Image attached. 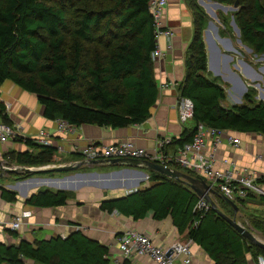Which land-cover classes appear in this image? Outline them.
Instances as JSON below:
<instances>
[{"label": "trees", "instance_id": "1", "mask_svg": "<svg viewBox=\"0 0 264 264\" xmlns=\"http://www.w3.org/2000/svg\"><path fill=\"white\" fill-rule=\"evenodd\" d=\"M222 5L238 2L232 13L239 39L257 55L264 54V0H211ZM149 0H0V96L10 82L35 97L46 120L62 119L69 125L123 128L143 123L151 115L158 95L151 52L156 48ZM193 13V35L184 56V78L178 84L180 97L193 103L190 126L163 146L175 153L192 139L196 125L264 136V102L255 100L249 88L243 103L225 106V89L207 72L202 30L208 17L197 0H188ZM220 21L226 28V15ZM228 29V28H226ZM0 119L11 123L3 114ZM22 149L3 154L26 167L44 166L53 147L31 138L14 139ZM172 168L198 175L169 164ZM1 171V170H0ZM49 172V171H48ZM17 179L30 173L23 172ZM145 187L124 197L103 200L100 209L142 219L170 217L179 234L195 242L214 264H246L245 255H264V250L245 239L218 211L196 209L199 196L184 182L149 171ZM219 193V192H218ZM1 199L15 202L16 193L0 186ZM63 190L39 189L28 195L32 207L66 204ZM217 209L229 218L236 214L220 194L213 195ZM240 207L243 199L237 200ZM253 229L264 235V218L248 215ZM17 237V232H11ZM109 248L80 230L30 242L6 243L0 237V264H109ZM123 264H129L124 260Z\"/></svg>", "mask_w": 264, "mask_h": 264}, {"label": "crops", "instance_id": "2", "mask_svg": "<svg viewBox=\"0 0 264 264\" xmlns=\"http://www.w3.org/2000/svg\"><path fill=\"white\" fill-rule=\"evenodd\" d=\"M197 3L208 17L206 26L202 30L207 72L211 79H216L217 83L225 89L224 105L243 103V96L249 88L255 90V100L264 102V63L256 64L264 60H257V54L238 41L237 33L232 34L223 26L218 18V10L226 15L228 8L226 5L217 4L211 0H198ZM164 22L173 33L172 48L166 49L167 40L164 36L157 38V47L164 52L157 61L153 62L158 95L151 108L150 117L141 124L115 129L81 125L74 126L70 131L59 133L55 130L53 120L49 121L42 117V108L33 95L21 91L10 82L3 83L1 97L12 102L10 118L22 126L24 135L30 137L39 129L46 130L52 135L55 149L53 156L59 161L55 165L68 163L77 165V169L65 171L63 174L51 171L53 175L33 176L25 181L14 178L3 184L0 182V186L16 193V201L12 203L2 200L0 196V221H6L13 214L21 211L31 212L17 232V237L7 233L1 237L3 242L16 243L18 239L33 242L55 236L63 238L73 231L80 230L86 236L109 248L107 255L109 264H123L124 260L129 261V264H155L145 255L135 256L131 260L124 259L117 248V236L131 228L149 236L155 244L165 247L177 240H187L185 234L177 232L170 217L154 220L151 213H147L144 218L134 220L116 211L108 213L100 209V203L103 200L121 198L126 196L127 191L147 186L149 184L148 170L142 166L84 164L78 153L82 146L90 142L108 144L125 139L133 140L136 145L151 153L157 149L159 141L170 140L171 137L178 136L185 126H190V122L188 124L179 122L177 111L180 97L178 84L183 80L185 73V50L194 29L193 13L188 0H169L165 9ZM25 103L26 106L23 105ZM223 134L215 155L217 168L228 169L232 162L239 168H247L258 173L264 171V161L257 157L264 146L263 135L239 134L231 130H224ZM228 136L238 138L239 145L235 147L228 144L226 140ZM9 148L20 150L22 145L13 140L0 144L1 159L5 150ZM224 160L227 162L225 163ZM95 165L110 168L99 171L82 170L83 167ZM31 180L43 182L32 184ZM16 182L24 184L21 193L16 187ZM43 188L67 192L66 204L44 208L25 204L24 200L28 195ZM243 201L244 204L239 209H247L253 215L264 218L263 195L249 194L243 198ZM239 212L234 211L236 215ZM190 249L192 257L189 264H214L209 255L195 242H190ZM245 258L246 264H257L256 258L249 252ZM175 264H180V261L176 260Z\"/></svg>", "mask_w": 264, "mask_h": 264}, {"label": "built area", "instance_id": "3", "mask_svg": "<svg viewBox=\"0 0 264 264\" xmlns=\"http://www.w3.org/2000/svg\"><path fill=\"white\" fill-rule=\"evenodd\" d=\"M169 0H149L148 9L153 19L156 48L151 52V60L157 61L164 52L157 47V38L164 36L167 40L166 49L172 48V30L165 24L164 15ZM0 102L4 105L3 114L10 118L12 102L0 96ZM178 120L180 123H188L193 117V103L187 97H179L177 104ZM11 119V118H10ZM55 130L59 133L70 131L74 126L69 125L62 119H54ZM223 131L208 127L202 123L196 125V131L192 139L183 143L173 154L164 153L163 146L168 140L159 141L157 149L148 152L145 148L136 145L131 139L112 142L108 144L90 142L82 146L78 153L81 159L87 163L94 160L112 158H135L145 159L162 165H178L202 178L220 195L234 201L243 199L249 194L264 196V171L255 172L247 168L236 167L230 163L228 169H219L215 166V155L222 141ZM27 137L24 135L22 126L11 120V123L0 119V144H6L14 139ZM35 143L54 148L52 135L44 129L37 130L30 137ZM227 143L231 146L239 145V139L228 136ZM60 149V147H57ZM6 152V150H5ZM4 152V153H5ZM257 157L264 161V146L260 149ZM226 163L227 161L224 160ZM52 166H56L53 164ZM42 167V166H40ZM171 167V166H169ZM21 166L9 164L0 158V170L17 169L22 171ZM35 168V167H34ZM148 178V176H147ZM212 197V195H211ZM210 204L203 198H199L195 208L207 210ZM31 215L30 211H21L13 214L8 220L0 221V237L7 233L17 232L21 229L25 220ZM190 240L174 241L167 247L155 244L152 239L135 229H126L117 236V248L124 259H133L138 255L148 256L155 264H189L192 257ZM257 264H264V257H256Z\"/></svg>", "mask_w": 264, "mask_h": 264}, {"label": "water", "instance_id": "4", "mask_svg": "<svg viewBox=\"0 0 264 264\" xmlns=\"http://www.w3.org/2000/svg\"><path fill=\"white\" fill-rule=\"evenodd\" d=\"M217 3V2H216ZM218 4V3H217ZM238 6V2L235 1L233 3L232 9H236ZM234 24V22H233ZM237 36H239V30L234 24ZM240 41V39L238 40ZM84 164L86 162L83 161ZM91 163L93 164H112V165H125V166H133V167H138L142 166L148 171H153L160 173L162 175H165L167 177L173 178L177 181H181L189 185V187L200 197L205 199L211 206L212 209L218 211L221 215H223L226 220L232 225L233 228H235L245 239H247L249 242L252 244L258 246L259 248L264 250V241L258 239L251 231H249L247 228H245L243 225L238 223L236 219L229 218L225 216L223 213H221L213 201L211 195H216L219 194L215 189H213L206 181L202 178L199 177H193L187 173H184L178 169L162 165L156 162H152L149 160L145 159H135V158H112V159H105V160H94ZM22 172H27V173H37L41 171H70V170H75L77 169V165L75 164H64V165H58V166H53V167H22ZM6 172H18L17 169H5ZM20 171V170H19ZM136 189L127 191L126 195L131 193ZM221 198L226 201L235 212L239 211V206L232 200L226 198L223 195H220ZM26 199V198H25ZM117 198H112L108 200H115Z\"/></svg>", "mask_w": 264, "mask_h": 264}, {"label": "rangeland", "instance_id": "5", "mask_svg": "<svg viewBox=\"0 0 264 264\" xmlns=\"http://www.w3.org/2000/svg\"><path fill=\"white\" fill-rule=\"evenodd\" d=\"M198 1V0H197ZM212 2H214V1H212ZM228 8H227V12H226V18H227V25H226V28H228L229 29V32L230 33H232V34H234L235 35V32H236V29H235V26H234V24H233V22H234V20H233V18H232V13L234 12V10L235 9H232V6H233V4H230V5H226ZM219 8H217V10H218ZM219 12V16H218V18H221L220 16L222 15V12L220 11V10H218ZM220 20V19H219ZM235 43V42H234ZM257 57V60H264V54H261V55H257L256 56ZM262 63H264V61H260V62H257L256 64H262ZM258 69V68H257ZM19 102H21V100L19 101ZM24 106H26V103L25 104H23ZM33 113V111H30V113ZM33 114H35V113H33ZM188 122H190V121H188ZM188 124V123H187ZM57 162H59L58 160H57V157H55V156H51V158H49V159H47V161H46V163L47 164H45L44 166L45 167H53L52 165L53 164H57ZM12 165H17V166H21V167H26L25 165H19V164H15V163H11ZM35 168L36 167H40V166H34ZM108 168H110V167H107V166H102V165H100V166H97V165H95V166H93V167H83L82 168V170H88V171H99V170H106V169H108ZM182 171V170H181ZM51 171H41V172H37V173H30L27 177H25V178H23L24 179V181H25V179H28V178H30V177H40V176H43V175H53L54 173L53 172H51ZM184 172V171H183ZM17 174H19L18 176H22L23 174V172L22 171H19V172H16ZM25 173H27V172H25ZM55 173H57V174H63V173H65V171H56ZM185 173V172H184ZM17 177V175H13L11 172H6L5 170L4 171H0V182L3 184V183H7L8 181H11V180H13L14 178H16ZM16 180H22V178H20V179H17L16 178ZM32 181V180H31ZM41 181V180H40ZM40 181L38 180H36V181H32V184H40ZM41 182H43V181H41ZM53 184H55V183H53ZM23 183L21 182V183H17L16 182V187H18V189H19V193H21L22 192V187H23ZM242 207V206H241ZM239 213L236 215V219H237V221L241 224V225H243L245 228H247L249 231H251L258 239H260V240H263L264 241V235L262 234V233H260L259 231H256V230H254L253 228H252V226L250 225V223H249V218H248V215H252L253 217H254V215L252 214V213H250L247 209H239ZM18 232V231H17ZM258 255H260V256H263L264 257V255H262V254H258Z\"/></svg>", "mask_w": 264, "mask_h": 264}, {"label": "bare ground", "instance_id": "6", "mask_svg": "<svg viewBox=\"0 0 264 264\" xmlns=\"http://www.w3.org/2000/svg\"><path fill=\"white\" fill-rule=\"evenodd\" d=\"M43 167H45V166H42V167H40V168H43ZM40 181V180H39Z\"/></svg>", "mask_w": 264, "mask_h": 264}]
</instances>
